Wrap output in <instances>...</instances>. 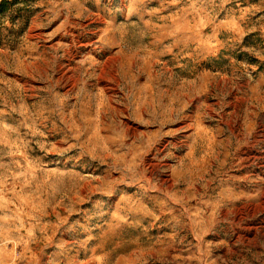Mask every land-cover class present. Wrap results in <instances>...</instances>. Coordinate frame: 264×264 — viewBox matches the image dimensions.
<instances>
[{
	"label": "rangeland",
	"instance_id": "374dc122",
	"mask_svg": "<svg viewBox=\"0 0 264 264\" xmlns=\"http://www.w3.org/2000/svg\"><path fill=\"white\" fill-rule=\"evenodd\" d=\"M16 1L0 264H264V0Z\"/></svg>",
	"mask_w": 264,
	"mask_h": 264
},
{
	"label": "crops",
	"instance_id": "0c3cea01",
	"mask_svg": "<svg viewBox=\"0 0 264 264\" xmlns=\"http://www.w3.org/2000/svg\"><path fill=\"white\" fill-rule=\"evenodd\" d=\"M67 36L65 35L66 38ZM69 41L70 43L67 44L68 46L62 45L60 43H55L52 48L54 49H59L62 48L64 49V51L66 52V54H64V57L66 58L68 55V58L66 59L65 63L63 62L62 66L65 70V68H67L66 71H62V73L60 74V76L55 79L57 85L58 84H62V83H67V82H72V81H78V79L80 78V75H77L75 70H73V68L71 67L72 61L69 59V54L71 53V50L74 48V46H76V44L74 43V38L72 36L69 37ZM67 40V39H66ZM64 58V59H65ZM42 63H46L45 60H41V59H37L36 62H34L31 66H30V70H32V77H45V69H47L45 67V65H43ZM116 62H114L113 60H108L105 61L102 64H98L96 66V70H98V74H97V83L96 85H100L102 84V82H106L109 77L111 78V75L114 72V69L112 70V67H114ZM100 65V66H99ZM95 70V73H97V71ZM107 85L104 86V90L106 91L108 88L106 87Z\"/></svg>",
	"mask_w": 264,
	"mask_h": 264
},
{
	"label": "trees",
	"instance_id": "16d2710c",
	"mask_svg": "<svg viewBox=\"0 0 264 264\" xmlns=\"http://www.w3.org/2000/svg\"><path fill=\"white\" fill-rule=\"evenodd\" d=\"M17 3L16 0H0V13L8 11Z\"/></svg>",
	"mask_w": 264,
	"mask_h": 264
}]
</instances>
